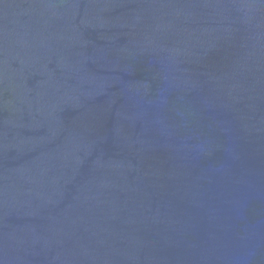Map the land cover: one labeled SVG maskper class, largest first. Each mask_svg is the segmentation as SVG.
Returning a JSON list of instances; mask_svg holds the SVG:
<instances>
[{
  "label": "water",
  "instance_id": "water-1",
  "mask_svg": "<svg viewBox=\"0 0 264 264\" xmlns=\"http://www.w3.org/2000/svg\"><path fill=\"white\" fill-rule=\"evenodd\" d=\"M0 264H264V0H0Z\"/></svg>",
  "mask_w": 264,
  "mask_h": 264
}]
</instances>
